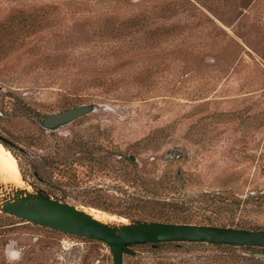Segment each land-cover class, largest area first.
Instances as JSON below:
<instances>
[{"label":"rangeland","instance_id":"1","mask_svg":"<svg viewBox=\"0 0 264 264\" xmlns=\"http://www.w3.org/2000/svg\"><path fill=\"white\" fill-rule=\"evenodd\" d=\"M85 103L105 106L42 125ZM0 134L30 190L105 221L222 192L236 207L192 220L264 229V0H0ZM133 249L124 264H264V247ZM0 264L114 262L102 241L0 211Z\"/></svg>","mask_w":264,"mask_h":264},{"label":"water","instance_id":"2","mask_svg":"<svg viewBox=\"0 0 264 264\" xmlns=\"http://www.w3.org/2000/svg\"><path fill=\"white\" fill-rule=\"evenodd\" d=\"M100 103H85L47 114L42 125L56 130L82 117ZM6 145L11 141L0 134ZM3 193V194H1ZM0 211L52 229L104 242L113 253L114 264H124L125 255H134L136 244L160 242H207L212 244L264 247V229L253 230L195 222L129 220L109 222L74 203L62 201L26 187L6 189L0 182ZM264 257V252H254Z\"/></svg>","mask_w":264,"mask_h":264},{"label":"trees","instance_id":"3","mask_svg":"<svg viewBox=\"0 0 264 264\" xmlns=\"http://www.w3.org/2000/svg\"><path fill=\"white\" fill-rule=\"evenodd\" d=\"M9 143H6V145ZM48 196L54 197L56 199L62 200V201H66V196H59V195H53L51 193H45ZM203 198H207L206 202L203 203V201H201L200 206L195 205L193 203H191L190 201H185V200H179V199H174V201H170V200H165L164 204H167L169 206H176V205H181L183 208L187 209V211H185L186 213L183 214H176V208H170L168 211L167 210H162L159 213H148L149 216H153L155 218H157V220L159 221H170V222H195V223H202V224H211V225H218L217 223H214L212 221H193L192 217L198 215V213L202 210H209L210 207H215V206H220L221 204H227L229 206V209H232L233 207H236V204L233 203V201H227V197L224 196V193L222 192H203V195L201 196ZM202 204H204L202 206ZM165 208V207H164ZM200 209V210H197ZM190 210V211H189ZM13 216V215H11ZM207 217V216H205ZM132 218V217H131ZM138 219L141 220H148L147 218H144L143 216H139ZM207 219H211L208 218ZM24 220V219H22ZM154 220V219H153ZM27 221V220H26ZM38 224V223H36ZM223 226H227L225 224H221ZM46 226V225H43ZM48 227V226H47ZM56 230V229H54ZM78 236V235H77ZM83 237V236H80ZM87 239H92V238H88V237H84ZM168 243H173V242H160V243H148V244H136V245H153V246H159L161 244H168ZM216 245H223V244H216Z\"/></svg>","mask_w":264,"mask_h":264},{"label":"bare ground","instance_id":"4","mask_svg":"<svg viewBox=\"0 0 264 264\" xmlns=\"http://www.w3.org/2000/svg\"><path fill=\"white\" fill-rule=\"evenodd\" d=\"M0 182L6 189L15 187L28 188L22 166L14 151L0 141ZM3 194V193H1ZM3 196V195H0ZM97 218L106 219L107 215L103 211L92 208L90 210ZM126 220V219H122Z\"/></svg>","mask_w":264,"mask_h":264},{"label":"clouds","instance_id":"5","mask_svg":"<svg viewBox=\"0 0 264 264\" xmlns=\"http://www.w3.org/2000/svg\"><path fill=\"white\" fill-rule=\"evenodd\" d=\"M19 253H17L15 256L11 257L12 259H18Z\"/></svg>","mask_w":264,"mask_h":264}]
</instances>
